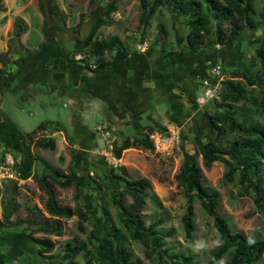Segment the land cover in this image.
I'll return each instance as SVG.
<instances>
[{"label":"rangeland","instance_id":"obj_1","mask_svg":"<svg viewBox=\"0 0 264 264\" xmlns=\"http://www.w3.org/2000/svg\"><path fill=\"white\" fill-rule=\"evenodd\" d=\"M54 1L62 17L49 11L44 16L38 7V0L0 2V69L4 72L5 80L14 81L16 77V81H21L19 85L13 82L12 86L9 81L4 92L0 94V137L5 136L14 159H22L23 162L30 160L27 168L31 173L49 172L41 162L32 159L22 146L25 133L35 130L36 135L30 141L35 156L43 158L64 173L71 172L79 177L82 182L80 199L84 202L91 201L95 209L85 223L84 232L78 229L77 217L73 216L64 219V232L60 236L34 233L38 237L49 236L54 242L53 250L45 256H39L35 252L33 243L19 228L0 229V234L3 235L0 242V264H53L59 259L66 241L87 242L93 229L99 233L104 232L102 206L108 208L116 221V209L112 205L111 196L114 190L121 189V184L114 174L148 179L151 186L142 211L146 225L162 219L158 229L171 230V235L163 238L164 247L192 255L197 264H206L211 251L221 243V238L213 224V218L203 210L197 200L194 202L195 229L190 238L185 236L181 217L186 200L175 178L185 151L197 155L196 161L201 167L204 185L219 193L218 212L227 219L231 228L250 239L264 237V216L256 209L252 196H236L238 183L222 182L224 164L214 161L205 165L198 153L199 146L211 137L205 113L214 111L218 94L202 105L196 101L207 87L204 80L208 79L211 86L219 89L221 82L230 77L232 71L252 73L256 70L258 57L255 49L264 42V25L258 30L244 29L234 43L224 47L216 44L214 36L211 35L199 52L192 53L185 46L186 29L179 25L173 28L166 8L160 7L151 17L144 33V41L141 42L138 29L141 12L139 0L118 1L116 10L109 17H105L108 22L98 29V38L117 35L122 41L129 43L130 50L146 57L153 48L160 51V42L164 35L160 33L159 25H163L166 31L164 38L172 41L178 49L176 59L187 65L180 77L176 75L175 80L170 79L168 83L170 86L175 84L178 88L173 99L167 101L168 91L162 89L164 78L159 77L154 81L157 93L162 95L152 100L155 104L153 109L147 103L144 105L140 82L138 87L130 86L123 93V80L129 83L131 80L123 76L126 59H123L122 49L105 54V59L110 64L98 74L76 62L85 59L91 67L95 65V59L89 57L86 50L76 52V49L107 0H98L94 6H89V0ZM81 15H84L82 19ZM18 17L24 24L22 30L15 24ZM128 56L127 59H134L133 54ZM179 67L182 69L181 65ZM216 67L221 70L220 74L214 73ZM103 71L107 72L105 86L97 84L103 80L97 77L103 75ZM62 78L66 82L62 80V83ZM61 83L64 90L71 91H59L60 88L56 85L60 86ZM134 83L135 80L132 81ZM73 92L78 100L71 97ZM145 94L151 100L152 91H146ZM150 100L148 102L152 104ZM74 111L75 114L79 112L78 119L69 124V118L74 115ZM251 119L264 124V113H254ZM47 120L63 122L68 128V138L61 131L54 130L53 125L37 128L41 122ZM155 121L166 126L168 130L179 132L178 142L172 151H157L154 147H131L123 150L119 159L113 157L107 141L112 144L117 138L134 137L142 131L148 135L150 132L146 125ZM98 125H104V129L108 131L106 139L97 130ZM10 127L19 131L18 136L13 132L16 137L14 142L10 137ZM50 136L56 142L54 149L41 148L33 143L36 137L46 139ZM0 149L8 151L1 144ZM14 168L16 169V163ZM17 175L16 169L14 178H6L0 182L2 186L10 179L18 181L17 200L20 207L11 220L17 217L36 220L48 217L49 214L43 206L45 194L35 179H19ZM97 178L102 179L109 189L98 191L93 182ZM54 189L60 204L72 207L75 205L76 190L73 185L61 187L55 184ZM131 201V197L127 195L125 203L128 205ZM33 205L39 207L40 212H31L29 208ZM8 232L11 233L7 238ZM125 243L133 259L139 258L145 264H151L141 243L132 241L126 235ZM77 259L84 262L83 253ZM255 264H264V253Z\"/></svg>","mask_w":264,"mask_h":264},{"label":"trees","instance_id":"obj_2","mask_svg":"<svg viewBox=\"0 0 264 264\" xmlns=\"http://www.w3.org/2000/svg\"><path fill=\"white\" fill-rule=\"evenodd\" d=\"M98 0H89V6H94ZM120 0H107L100 15L90 25L88 32L76 49V52L86 50L89 57L95 59L91 67L83 59L80 62L87 70L97 72L110 64L105 54L117 49L130 48L129 43L122 41L117 35L108 38H98L100 26L108 21L105 17L116 10V3ZM1 2V0H0ZM141 12L138 19L140 41H144V33L151 17L160 8H166L171 17L173 28L176 25L186 29L185 46L189 52L197 53L207 44L211 35L215 43L221 47L234 43L244 29L258 30L264 25V0H139ZM41 13L46 16L47 11L62 17L54 0H38ZM81 19L84 15H81ZM15 24L19 30L24 24L18 17ZM159 31L164 36L166 31L159 25ZM161 39L160 54L162 57L175 55L178 49L172 41ZM155 44V43H154ZM153 44V45H154ZM258 57V67L252 73L243 70L232 71L230 77L221 82L218 89V99L212 113H205L207 125L211 132L210 139L199 146V154L205 165L214 161H221L225 166L222 182L226 184L238 183L236 196H252L256 209L264 216V124L253 121L251 115L264 113V42L255 49ZM71 61H74L70 58ZM5 89L4 72L0 69V94ZM53 125L54 130L62 131L67 136L66 126L58 120L43 121L39 128ZM147 131H167V127L157 121L146 125ZM36 131L25 133L22 140L23 147L35 160L40 161L49 172L33 174L16 163L19 179L32 177L45 194L44 209L49 214L42 219H23L11 217L18 212L20 204L18 181L10 179L0 186V229L19 228L34 245L39 256L51 252L54 242L49 236L38 237L34 233L60 236L64 232V219L77 217V227L85 231V223L89 221L95 205L91 201L80 199L82 182L71 172L64 173L41 157L33 153L30 141ZM34 145L54 149L55 139L39 137L33 141ZM152 148L153 144L147 133L141 132L134 137L117 138L111 144V153L119 159L123 150L128 148ZM196 154L184 152V159L175 178L186 200L184 213L181 217L185 236L190 238L194 226V202L197 200L203 210L213 218L221 243L211 251L206 264H255L264 253V237L250 239L240 231L233 230L227 219L218 212L219 193L204 185L201 167L196 161ZM124 171V167L121 166ZM87 178H90L87 175ZM120 182L121 189L114 190L111 202L116 209V221L112 218L106 206L101 207L104 217L105 231L102 233L93 229L87 242L66 241L61 255L53 264H145L139 258L133 259L125 243V235L132 241L144 246L145 256L151 264H197L192 255L172 251L164 247L165 236L171 235V230L158 229L162 219L146 225L142 216L150 182L145 178H130L114 174ZM99 177V176H98ZM98 191L109 186L100 178L93 181ZM61 187L73 185L75 187V205H62L56 196L54 185ZM132 201L127 205L126 196ZM31 212H40V208L33 205ZM83 253L84 262L77 257Z\"/></svg>","mask_w":264,"mask_h":264},{"label":"crops","instance_id":"obj_3","mask_svg":"<svg viewBox=\"0 0 264 264\" xmlns=\"http://www.w3.org/2000/svg\"><path fill=\"white\" fill-rule=\"evenodd\" d=\"M158 51H159L158 49L153 48V49L150 50V52L148 53V55L146 57H141L140 55H138L134 51L130 50V48H128L126 50H123V59H126L124 64H123V76H126L127 78H129L131 80V83L126 82V81L123 80V93H126L127 89L130 86L133 87V88L138 87V85H139L138 82H140L139 87H140L141 96H142V100L144 102V105L148 104L149 108H153V109H155V104H154V102L152 100H154V98L157 99V97L160 96V94H161V93H159V94L157 93V89L155 87L156 85H154V81L156 79H158L159 77L164 78L165 79V83L162 86L163 87L162 89L163 90L165 89L166 91H168L167 96H166L167 101L169 99H173V97H175V95H176V90L178 88H177V86L175 84L170 86L168 83H169L170 79H172V81H174L175 78H176V75L178 77H180L181 76V72L182 71L185 72L186 66H187L185 62L182 63L181 61L176 59V57L178 58V56H177L178 53L175 54V55L162 57L161 54H160V51L159 52ZM129 54H133L134 55V59H132V60L127 59L126 57H129L128 56ZM179 65H181L182 69L179 67ZM102 70H104V69H102ZM102 70H100V71H102ZM98 72L99 71H97L95 74H98ZM103 72H104L103 75L97 76V77H100V78L103 79L102 81H98L97 84L98 85L102 84V85L105 86V84H106L105 78L107 76V72L106 71H103ZM57 80H58V78H57ZM62 80L64 82H66V80L64 78L61 79V82L63 83ZM134 80H135V83L132 84V81H134ZM9 81H10V86L13 85V82L14 83L16 82L17 85L21 84V81H16V77H15L14 81L11 80V79L10 80H5V87H6V84L9 83ZM62 83H61L60 86L56 85V87H58V89L60 88L59 91H61V92H65V91L66 92H70L71 90H68V91L64 90ZM66 85H68V84H66ZM150 90L153 93L152 96H151V100L149 99V96H146V94H145L146 91H150ZM69 94H71V93H69ZM71 97H73L74 100H78L77 96L74 94V92L72 93ZM136 98H137V96H136ZM164 99H165V97H164ZM164 99H163V102H164ZM149 100L152 102V104H150V102H148ZM140 109H141V111H143L142 110V106H140ZM75 113H76V111H74V115L71 116V118H69V124L70 123L73 124V122L78 119V116H79L78 113L79 112H77V114H75ZM61 123H63V122H61ZM81 127H82V129L84 128L83 126H81ZM10 130H11V133H10L11 136L10 137L13 139V142H14L16 140V137L13 134V132L17 133V136H18L19 131L15 127H10ZM80 130H81V128H80ZM56 131H58V130H56ZM67 136H69L68 135V128H67ZM0 144L2 146L6 147L8 149V151H10L12 153L11 146L7 142V140L5 139V136L0 137ZM22 146H23V143H22ZM55 146H56V142H55ZM14 160H15V163L19 164L24 169L29 170L27 168V165L31 163L30 160H27L26 162L21 161L22 159L19 160V159L15 158ZM36 161L38 163H40V161H38V160H36ZM10 233L11 232H8V234H7L8 236H6L7 238L10 236ZM2 239H3V235L0 234V242H1Z\"/></svg>","mask_w":264,"mask_h":264},{"label":"built area","instance_id":"obj_4","mask_svg":"<svg viewBox=\"0 0 264 264\" xmlns=\"http://www.w3.org/2000/svg\"><path fill=\"white\" fill-rule=\"evenodd\" d=\"M220 72L221 70L219 67L214 69L215 74H220ZM204 84H206L207 87L205 88L203 95L196 98L199 105L204 104L206 101L216 97L218 94V88L211 86V82L208 81V79L204 80ZM96 128L101 137L106 139L108 131L104 129L105 126L98 125ZM148 136L155 150L170 152L172 151L175 143L178 142L179 132L173 129H167L166 132L151 131L148 133ZM107 142L109 144V151H111V144L109 141ZM3 150L4 149H0V182L6 178H14L16 172V169L14 168L15 160L12 153L10 151Z\"/></svg>","mask_w":264,"mask_h":264}]
</instances>
